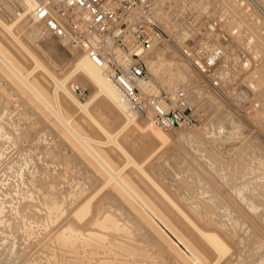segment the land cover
<instances>
[{"label":"rangeland","instance_id":"obj_1","mask_svg":"<svg viewBox=\"0 0 264 264\" xmlns=\"http://www.w3.org/2000/svg\"><path fill=\"white\" fill-rule=\"evenodd\" d=\"M232 1L235 3L230 4L233 3L239 7L236 0ZM162 2L165 9L162 7L164 10L161 18H165L166 25L160 23L162 25L160 27L168 36L170 35V42L161 43L157 49H160L161 45L167 48L165 60L169 63L164 62L163 66L155 63L153 72L150 71L148 65L146 68L151 80L160 91L171 93L177 90L185 91L189 112L194 115L195 123L191 126L176 125L163 130L165 138L162 137L161 140L153 138L147 132H137L131 138L122 134L117 140L185 215L199 228L210 229V232L221 237L229 250L219 264H264V84L262 89L259 85L255 86V79L250 76L254 75L251 72L255 68L253 62L257 64V73L260 76L262 72L264 73V21L261 20V15L256 10L257 17H260L263 23L248 19L250 26L260 35L259 47L256 46L254 47L256 49L250 50L243 49L239 44L242 43V38L239 39L242 36L239 34L238 38L236 34L231 36L233 41L236 40L232 44L233 46L239 44L240 47H232L231 51L229 49L226 51L227 57H234L235 60L230 58L229 62L223 60L213 68H203L199 64H194L193 57L189 55L195 52L197 55L199 52L211 51L212 46L219 43L218 40L213 39V33L207 31V24L222 13L221 4L224 0H162ZM251 9L254 10L252 7ZM248 12L245 10L242 17ZM163 13L167 15V18ZM11 19L13 18L0 6V20L8 24ZM180 22H183V25L186 22L190 24L185 25L186 28L189 25L186 38L178 41L173 26L175 27ZM19 24L15 25L14 32L18 33L21 43L56 78L62 79L67 73L64 72L66 66L55 65L52 56L45 53L46 48L42 43L44 36L47 39L53 37L45 30L41 39L30 37L27 31L23 32L20 28L24 22ZM167 26L172 29L169 30ZM235 31L236 29L232 30L231 34L237 33ZM191 32L194 34L199 32L197 35H200L201 39L197 38L196 34L188 35ZM7 36L8 34L1 29L0 48L22 73L30 71L35 66L33 60ZM190 36L192 38L195 36L196 41L194 38L189 40ZM57 43L55 44L58 45ZM202 46L206 48L203 49ZM64 47L67 49L69 59L75 57L74 54L78 55L68 50L66 46ZM243 55L246 58L244 62L240 61ZM251 60L253 65L250 64ZM247 61L250 63L248 64ZM236 62L243 64L237 65ZM250 65L253 67L250 68ZM155 67L159 70L157 71ZM240 67L243 69V77L246 75V78L240 77L242 79L240 80L235 77L233 82L231 81L232 85L229 86L228 81L225 83L224 80L232 79L231 77L238 73L237 69ZM246 69L249 72L245 73ZM1 70L5 71L3 68ZM1 70L0 264H182L181 259L179 260L173 251L156 237L154 238L137 215L132 214L121 199L113 195L112 184L98 190L105 181L102 170L82 151L79 144L69 136L67 137L65 132L56 126L47 111L37 107L29 95L14 84L11 80L12 76L7 74V71L4 73ZM33 72L29 79L36 81L42 87V91L44 89L46 92L49 101L53 103L50 94L53 88L52 83L44 80L41 68L37 67ZM65 86L81 103L87 101L86 98L91 97L95 90L81 75L70 77L65 82ZM59 94L63 114L71 117L73 127L91 139L104 142L105 136L97 124L87 114L73 109L61 92ZM87 111L108 133L113 134L118 128L119 123L115 120L117 112L103 96L92 100L87 106ZM137 119L141 127L148 123L145 119ZM158 145L160 150L151 158L146 159L151 150ZM94 147L113 168L119 169L120 166L126 164L125 158L119 156L113 146L107 144L106 146L94 145ZM122 173L132 177L133 186L139 191L156 195L154 188L152 189V186L149 187L150 185L144 182L146 180L140 177L142 183L137 179L138 176L133 166L127 165ZM239 189L245 197L249 194L248 199L256 200L254 205H257V209L253 211L249 207V201L241 200L237 196ZM156 196L155 200L159 202L163 212L167 213L164 214L169 216L171 224L179 232L181 231V234L192 239L189 237L193 234L188 224H183L185 221L175 215L169 202ZM88 197H93V199L90 202L89 214L84 217V220H88L91 215L93 217V214L95 216L90 222L94 225H85L88 228L87 231L91 230L87 232L86 227L81 225L83 222L79 224L73 213ZM79 198L82 201L78 200ZM48 208L55 211L50 214ZM80 226L84 229L82 232L79 230ZM183 227L189 231H185L187 229ZM77 228L79 229L76 230ZM109 231L113 236L108 235ZM73 232L88 241L94 236L96 237L94 242L98 238L100 244H97V240L94 251L86 247V254L83 252L84 248H79L83 249L79 250L59 243L61 236ZM112 248L115 251L119 250L117 254ZM202 248L206 262L210 263L213 255L209 256L210 253L203 246ZM79 251L81 253H78ZM127 253L129 256L126 257ZM80 254L82 257L79 256Z\"/></svg>","mask_w":264,"mask_h":264},{"label":"bare ground","instance_id":"obj_2","mask_svg":"<svg viewBox=\"0 0 264 264\" xmlns=\"http://www.w3.org/2000/svg\"><path fill=\"white\" fill-rule=\"evenodd\" d=\"M41 0H0V6H2V8L13 18L11 19V21L6 24L4 22H2L0 20V28L3 29L4 33L6 32L8 34V36L11 38V40L16 43V45H19L24 53H26V55L28 57H30L35 66H33V68L26 72V73H22V71L18 68V66H16L9 58V56H7L2 49L0 48V70L3 68L5 71H7V74H10L12 76V81L14 82V84L16 86H18L19 88L22 89L23 92H25L26 94L29 95L31 101L37 106L42 108L43 110L47 111L50 115L51 118L53 120V122H55L56 126L59 127L61 130H63L66 134V136L70 137L74 142H76L77 144H79V146L81 147L82 151L85 152L90 158L91 160L95 163L96 166H98L101 170H102V176L105 177V181L101 182V184L103 186H100L98 190H102L106 185L108 184H112V193L115 197H118L121 199V201L125 204L126 208H128L132 214L137 215L138 219L140 221L143 222V224L145 225V227L148 229V231L151 232V234H153L154 238L156 237L161 243H163L169 250L173 251L174 255L179 258V260L181 261L182 264H219V262L222 260L223 257L226 256V254L228 253V246H226V244L223 242V240L221 239V237L219 235H217L216 233L210 232L209 230H205V229H201V227L199 228L187 215L184 214L183 211H181L177 205H175L173 203V201L171 199H169L167 197V195H165L162 191L161 188L158 187L153 180L143 171L141 165H139L138 163H136L131 156L127 153V151L123 148V146L118 142L117 138L118 136L125 134L124 136L131 138L133 137L137 132L140 133H149L153 138L157 139V140H161L162 137L165 138V132L163 131L162 128H160L159 126L153 125L150 122L146 123L143 127H141L139 125V123L137 122V118L135 116L134 113H132V111L129 108V104L127 103V101L125 100V98L122 96V94L117 90V88L112 84V82L109 80L107 73H106V69L105 66H100V64H98L97 62H94L90 57H88L86 54H82L79 50L73 49L67 45H65L61 40L56 39L57 41L55 42V40L52 38L47 39L44 36V39H42V44L43 46H45L46 49L45 53L49 54L50 57L52 56V58L54 59V64L57 66H62L65 67L64 72H67L66 75L62 78V79H58L56 78L49 69L45 68L36 58L35 56L29 52L25 46L21 43L19 36L17 35V32H14V27L16 24L22 23L24 22V24L22 26H20V28L23 30V32H28L30 37L33 38H40L43 37V35L45 34V31L47 32L48 35H50L45 27V25L43 23H37L32 21L31 17H30V12L33 8V5ZM238 3H236L237 5H239V7H237L236 5H234L232 0L231 2H233L232 4H230L231 2L229 0H224V3L221 4L222 6V13L218 14L216 19H214L213 21L210 22V24H207V31L211 32V34L213 33V39H215V41L218 40L219 43L215 44L214 46H212L213 48L211 49V54H213L215 56L216 52L219 51V53L216 55L217 57L214 59V63L213 66H216L220 63V61L222 59H224V61L229 62L230 58L234 57H227L226 55V51L229 49L232 50V47H243V49L246 50H250L253 49L254 47H259V42H260V35L258 32H256L251 26H250V22L248 21L249 18L256 20L257 23H263L264 21V0H236ZM169 2V1H168ZM162 0H156L154 2L155 5V18L158 22L159 25H161L160 23H162L163 25H166L165 22V18H161L162 16V11L165 9L164 5L162 6ZM164 4V3H163ZM167 6V5H166ZM164 9H163V8ZM225 7V9H224ZM254 8V10L251 9ZM245 10L249 11L246 16L242 17L244 15ZM251 10V11H250ZM255 10L261 15V18L257 17V13L255 12ZM167 12V11H164ZM254 12V13H253ZM159 14V16H158ZM216 14V13H215ZM164 15V13H163ZM166 15V14H165ZM164 15V16H165ZM252 15H256L255 17H253ZM167 18V15H166ZM169 18V16H168ZM194 19V18H193ZM206 19V18H204ZM263 21H261V20ZM25 20V21H24ZM169 20V19H168ZM200 20V19H198ZM203 20V19H201ZM23 21V22H22ZM170 21V20H169ZM194 21V20H193ZM192 21V23H193ZM191 22V21H190ZM202 22V21H201ZM254 23H256L255 21H253ZM181 23V24H180ZM177 25H175V27L173 26L174 33L175 36L177 37V40H181L183 39L186 35H187V28L185 25L190 24L189 22H186L185 25H183V22H180ZM185 23V22H184ZM191 23V25H192ZM199 23V22H198ZM168 24V23H167ZM171 24V23H170ZM20 25V24H19ZM169 25V24H168ZM198 25V24H196ZM195 25V26H196ZM199 25H201V23H199ZM225 25V26H224ZM203 26V25H201ZM162 27V25H161ZM225 27H228L227 29ZM167 28H169V30L172 29V27L167 26ZM190 28V27H189ZM193 28V27H192ZM197 28V27H196ZM202 28V27H201ZM0 29V30H1ZM164 29V28H163ZM191 29V28H190ZM189 29V30H190ZM225 29V30H224ZM236 29L233 35L231 34L232 30ZM45 30V31H44ZM192 30V29H191ZM196 30V29H195ZM194 30V31H195ZM198 30V29H197ZM201 31V29H200ZM199 31V32H200ZM196 32V31H195ZM197 32V33H199ZM171 33V31H170ZM189 33V32H188ZM197 33H195L197 35ZM233 33V32H232ZM194 32L188 34V35H195ZM201 34V33H200ZM237 34V37L239 38L240 35L242 37H240L239 39L241 40L242 38V43H239L237 45L236 43H234V45L236 44V46H233V42H236L235 38L233 41L231 36H234ZM240 34V35H239ZM6 35V34H5ZM7 36V37H8ZM51 36V35H50ZM170 36V35H169ZM190 36V37H191ZM198 36V35H197ZM175 37V38H176ZM188 37V36H187ZM195 36H193L194 38ZM200 35L197 37L199 38ZM32 38V39H33ZM46 38V39H45ZM186 38V37H185ZM191 37L188 38L189 40L193 39ZM187 39V40H188ZM201 39V37H200ZM198 39V40H200ZM39 40V39H38ZM54 40V41H53ZM186 41V39H184ZM188 40V41H189ZM197 40V41H198ZM194 41H196V38H194ZM193 41V42H194ZM201 41V40H200ZM58 42V43H57ZM240 42V41H239ZM55 43H57L58 45L62 46L59 47L58 45H56ZM182 43V42H181ZM200 43V42H199ZM261 43V42H260ZM184 44V43H183ZM196 44V42H195ZM242 44V45H241ZM261 45V44H260ZM42 46V47H43ZM66 46L68 48V50L74 51V53L78 54L77 56L74 54L75 57H73L72 59H69V55L67 53V49L64 47ZM159 46V45H158ZM158 46L150 52V54L145 56V61H146V65H148V68L150 69V71H154V66L155 63L159 65L164 64V62H167L168 60H165V51L167 52V48L163 47V45H161L160 49H157ZM185 46V45H184ZM193 47V46H192ZM44 48V47H43ZM233 48V49H234ZM264 48V47H263ZM237 49V48H236ZM242 49V48H241ZM242 49V50H243ZM256 49V48H254ZM169 50V49H168ZM230 50V51H231ZM246 50H243L244 52H247ZM239 51V50H238ZM186 52H188L186 50ZM195 52V51H193ZM235 51H233L234 53ZM249 52V51H248ZM189 53V52H188ZM187 53V55H189ZM232 53V54H233ZM236 53V52H235ZM239 53V52H238ZM231 54V55H232ZM243 53L241 52V55ZM256 54V52H255ZM230 55V54H228ZM237 55V54H236ZM240 55V54H238ZM246 55V54H245ZM245 55L241 56L242 62H244L243 60L246 61V58L244 57ZM253 55V53H252ZM190 57L192 56V61L194 64H199L201 65L203 68H209L208 64L206 62H203L198 55H196V52L194 54H190ZM237 57V56H236ZM240 57V56H239ZM250 57V56H249ZM252 58V57H251ZM235 60V59H234ZM169 63V62H167ZM222 63V62H221ZM248 63V61H247ZM250 63V62H249ZM248 63V64H249ZM237 64V62H236ZM238 64H243L241 62H238ZM237 64V65H238ZM246 64V62H245ZM244 64V66H246ZM247 64V66H248ZM252 64V60L251 63ZM255 68L252 69V74L254 73V75H250L251 78L253 77V79H255L254 83L255 86L259 85L260 88L262 89V87L264 86V79H263V72L260 74H258V69H257V64H255L253 62ZM252 64V65H253ZM163 66V65H162ZM242 66V65H240ZM243 66V67H244ZM263 66V64L261 65ZM37 67L42 69V74L44 76V80L46 81H50L52 83V90L50 91V94L53 98V103L49 101V99L47 98L46 92H44V89L42 91V87H40V85L35 81L30 80V75H32L34 72L33 70H36ZM253 67V66H252ZM250 65V68H252ZM264 67V66H263ZM262 67V68H263ZM245 68V67H244ZM248 68V69H250ZM156 69V67H155ZM157 70V69H156ZM159 70V69H158ZM157 70V71H158ZM251 70V69H250ZM254 70V71H253ZM262 70V69H260ZM2 71V70H1ZM5 71H2L5 73ZM152 71V72H153ZM238 73L233 74V76L231 77L232 79H227L224 80V82L226 83V81H228L227 83H229L231 86L234 78H238L240 80H242L241 78L243 77V69L242 67L237 69ZM249 72L247 69L245 70V73ZM261 72V71H260ZM32 73V74H31ZM247 74V75H248ZM74 75H81L83 78H85L93 87H94V93L91 97H87L84 103H81L80 101H78L76 99V97L71 93L70 89H68L65 86V82L67 80H69L70 77L74 76ZM246 76V75H245ZM244 76V77H245ZM241 77V78H240ZM243 77V78H244ZM262 77V78H261ZM246 78V77H245ZM260 78V79H259ZM248 79V78H247ZM252 79V80H253ZM232 81V82H231ZM238 81V80H236ZM245 81V79L243 80ZM247 81V80H246ZM222 82V81H221ZM42 83V82H41ZM238 83V82H236ZM248 83V82H247ZM219 84V83H217ZM221 84V83H220ZM246 84V83H245ZM222 85V84H221ZM226 85V84H225ZM248 85H250L248 83ZM254 85V84H253ZM263 85V86H262ZM220 86V85H219ZM228 86V85H227ZM247 86V85H246ZM254 86V88H255ZM223 87V86H221ZM226 88V86H225ZM259 88V87H258ZM190 90V88L188 89ZM260 90V89H259ZM258 90V92H260ZM47 91V90H46ZM59 92H61L62 96L68 101H66L68 104H70V106L73 109L78 110L81 113H85L88 115V117L94 121L97 126L99 127L100 131L102 134H104L105 136V141H97L94 139H91L89 137H87L85 134H83L82 132L78 131L77 129H75L72 125V121H71V117H66L63 114L62 111V106L60 103V94ZM263 92V91H262ZM48 94V93H47ZM263 95V93H261ZM49 95V94H48ZM253 96L255 95L252 94ZM261 95V97H262ZM99 96H103L108 102L111 103L112 107L114 110H116L117 112V118H115V120L119 123L118 128L116 129V131L111 134L108 133L100 124L97 123V121L94 119V117L88 113L87 111V106L88 104L94 100L95 98L99 97ZM252 96V97H253ZM258 96V95H257ZM251 97V99H252ZM256 97V96H255ZM254 97V99H255ZM260 98V94L258 96ZM258 98V99H259ZM263 98V97H262ZM261 98V99H262ZM257 99V100H258ZM264 100V99H263ZM260 101V100H259ZM252 102V101H251ZM258 102V101H257ZM259 103V102H258ZM249 105V104H248ZM52 122V121H51ZM229 125V124H227ZM131 128V129H130ZM131 130V131H130ZM125 132V133H124ZM129 132V133H128ZM123 137V136H122ZM107 144L113 146V149L116 151V153L119 156H122L125 158L126 164H124V166H120L119 169H115L113 168L107 161L106 159L95 149L94 145L96 146H106ZM160 150V146H156L154 149L151 150L150 154L146 157V159L151 158L152 156H154L158 151ZM23 156V155H21ZM26 156V155H25ZM28 158V157H27ZM28 164V163H27ZM127 165H131L134 167V169L136 170V175L138 176L137 179L141 180H146L144 182H146V184L151 187L152 189L154 188V190L156 191V195H158V197L160 198H164L166 200V202H169L170 208H172L175 211V215H178L179 217H181L183 219V224H188L187 226L189 227L190 231L192 232V236H190L191 232H189V237H191L192 239L186 237V235L181 234L178 229H176L174 227V225L171 224L170 222V218L168 215H165L167 213L163 212L164 210L161 208L159 202L157 200H155V197H157L156 195H151V194H147V192L144 191H139L138 189H136L133 186V180L132 177L128 176V175H124L122 172L124 171V168L127 167ZM22 166V165H21ZM126 166V167H125ZM19 169V167H18ZM140 174V175H139ZM258 176V175H257ZM142 177V179L140 178ZM252 179V178H251ZM256 179V178H255ZM264 179V178H263ZM143 183V182H142ZM252 183V182H251ZM246 184V181H245ZM257 184V183H256ZM238 185V184H237ZM242 185V184H241ZM252 185V184H251ZM263 185V184H262ZM234 186V185H233ZM244 186V185H243ZM242 186V187H243ZM248 186V185H247ZM201 187V186H200ZM246 187V186H245ZM256 187V186H255ZM254 187V188H255ZM150 188V189H151ZM240 188V187H239ZM247 188V187H246ZM250 189V188H249ZM97 190V191H98ZM205 190V189H204ZM235 190V189H234ZM82 191V190H81ZM84 191V190H83ZM97 191L94 193V196L96 195ZM236 191V190H235ZM258 191V190H257ZM81 193V192H80ZM260 193V192H259ZM247 194V193H246ZM254 194V193H253ZM74 195V194H73ZM80 195V194H78ZM206 195V194H205ZM249 195V194H248ZM247 195V197H248ZM255 195V194H254ZM93 196V197H94ZM152 196V197H151ZM192 196V195H191ZM202 196V195H201ZM237 196L239 198H241V200L244 201H249V207L251 209H253V211L255 209H257V205H254L253 201L254 199H248L247 197H245L242 194L241 189H239V193H237ZM261 196V195H260ZM57 197V196H56ZM75 197H78L75 195ZM82 197V196H81ZM93 197H88L85 201H82V199H78L81 200L82 202L80 203V208L77 209L74 213L73 216L76 217V221L80 224V222H83L81 225L83 226H87V224H92L90 223L91 220L93 219V217L95 216V214H93V217L91 215V217L88 220H84V217L89 214V209H90V202L93 199ZM209 199V198H208ZM76 200V199H75ZM84 200V199H83ZM164 200V201H165ZM258 200V199H257ZM253 201V202H252ZM201 202V201H200ZM77 203V201H76ZM212 203V202H211ZM74 204V203H73ZM98 204V203H97ZM218 204V203H217ZM258 204V203H257ZM260 204V203H259ZM48 205V204H47ZM51 205V204H50ZM49 205V206H50ZM64 205V204H63ZM79 205V204H77ZM167 205V204H166ZM192 205V204H191ZM210 205V204H209ZM248 205V204H247ZM252 205V206H251ZM100 207V205H98ZM76 207V206H75ZM189 207V206H188ZM230 207V206H229ZM248 207V208H249ZM101 208V207H100ZM216 208V207H215ZM95 209V208H94ZM99 209V208H97ZM103 209V208H102ZM100 209V210H102ZM195 209V207H194ZM224 209V208H223ZM105 210V209H104ZM208 210V209H207ZM227 210V208H226ZM48 211L50 214L53 213V211H55L53 209L48 208ZM51 211V212H50ZM95 211V210H94ZM107 211V210H106ZM105 211V212H106ZM251 211V210H250ZM96 212V211H95ZM227 212V211H226ZM238 212V211H237ZM259 212V211H258ZM165 213V214H164ZM200 213V212H199ZM219 213V211H218ZM246 213V212H245ZM263 213V212H262ZM55 214V213H54ZM100 214V213H98ZM209 214V213H208ZM225 214V213H224ZM103 215V214H102ZM218 215V214H217ZM257 215V214H256ZM44 216V215H43ZM72 216V217H73ZM113 216V215H112ZM226 216V215H225ZM228 216V215H227ZM226 216V217H227ZM263 216V215H262ZM98 217V216H97ZM102 217V216H101ZM197 217V216H196ZM66 219V218H65ZM117 219V218H116ZM210 219V218H209ZM216 219V218H215ZM243 219V218H242ZM257 219V218H256ZM100 220V219H99ZM227 220V219H225ZM182 221V220H181ZM216 221V220H215ZM64 222V221H63ZM74 222V221H72ZM71 222V223H72ZM76 222V223H77ZM95 222V221H94ZM93 222V223H94ZM111 224V221H109ZM121 222V220H120ZM141 222V223H142ZM227 222V221H226ZM75 223V222H74ZM65 224V223H64ZM63 224V225H64ZM70 224V223H69ZM116 224V223H115ZM227 224V223H226ZM242 224V223H241ZM77 225V224H76ZM89 225V227H90ZM94 225V224H92ZM203 225V224H202ZM213 225V224H212ZM212 225H210L212 227ZM61 226V225H60ZM78 226V225H77ZM85 226V227H86ZM177 226V225H176ZM186 226V227H187ZM82 227V228H85ZM114 227V226H113ZM118 227V225H117ZM128 227V226H127ZM183 227V228H186ZM92 228V227H91ZM106 229L108 227H105ZM112 227H110L111 229ZM120 228V227H119ZM180 228V227H179ZM222 228V227H221ZM254 228V227H253ZM60 229V228H59ZM74 229V228H73ZM79 228H77L76 230H78ZM87 227L86 230L87 231ZM103 229V228H102ZM182 229V227H181ZM180 229V230H181ZM187 229V228H186ZM189 229L185 230V231H189ZM230 229V228H229ZM81 232L84 229H80ZM113 230V229H112ZM111 230V231H112ZM84 231V232H85ZM88 231H91L90 229ZM87 231V232H88ZM102 231V230H101ZM121 231V230H120ZM184 232V230H182ZM85 232V233H87ZM115 232H117L115 230ZM95 233V232H94ZM220 233V232H219ZM49 234V233H48ZM52 234V233H51ZM107 235V233H105ZM110 234V231L108 233V235ZM186 234V232H185ZM239 234V233H238ZM111 235V234H110ZM127 235V234H126ZM188 235V234H187ZM247 235V234H246ZM50 236V235H49ZM65 236V235H64ZM60 237V244H66L67 246H70L72 248H84L83 249H79V250H83V252H85V248L88 247L87 249H91L94 251V249H96L97 244L99 243V239L97 238V240L94 242L95 238L93 236V238H91L90 241L86 240L85 238H82L79 234H74V232L72 234H69L65 237ZM85 236V235H84ZM113 236V235H111ZM110 236V237H111ZM119 236V235H118ZM151 236V235H150ZM223 236V235H222ZM90 237V236H89ZM252 237V235H251ZM100 238V237H99ZM226 239V238H225ZM101 240V238H100ZM105 240V239H104ZM106 241V240H105ZM193 241V242H192ZM195 241V242H194ZM97 242V244L95 245V243ZM101 242V241H100ZM103 242V240H102ZM104 243V242H103ZM194 243H196L194 245ZM100 244V243H99ZM126 244V243H124ZM140 244V243H139ZM146 244V243H145ZM116 245V244H115ZM99 246V245H98ZM202 246L207 250L209 254V256H212L213 260L209 261L210 263L206 262V257L204 256L205 253L203 252V248ZM115 247V246H114ZM113 247V248H114ZM129 247V246H128ZM112 248V249H113ZM110 249V247H109ZM111 249V250H112ZM125 249V248H123ZM252 249V248H251ZM114 250V249H113ZM121 250V249H120ZM101 251V250H99ZM115 251V250H114ZM113 251V252H114ZM119 250L115 251L118 252ZM130 251V250H128ZM72 252V251H70ZM98 252V251H97ZM110 252V251H109ZM108 252V254H109ZM133 252V251H132ZM73 253H75V251H73ZM78 253H81L80 251ZM86 253V252H85ZM90 253V252H89ZM92 253V252H91ZM96 253V251H95ZM114 253V254H115ZM122 253V252H121ZM87 254V253H86ZM94 254V253H93ZM106 254V253H103ZM117 254V253H116ZM119 254V253H118ZM212 254V255H211ZM91 255V254H90ZM98 255V253H97ZM123 255V254H122ZM80 257H82V255H79ZM85 256V255H84ZM102 256V255H101ZM107 256V254H106ZM111 256V255H110ZM115 256V255H114ZM129 256V254L127 253L126 257ZM131 256V255H130ZM155 256V255H154ZM236 256V255H235ZM234 256V257H235ZM48 257V256H47ZM73 257V256H72ZM86 257V256H85ZM75 258V256H74ZM116 258V257H115ZM78 259V257H77ZM100 259V258H99ZM82 260V259H81ZM93 260V259H92ZM129 260V259H128ZM69 261V260H68ZM97 261V259H96ZM90 262V261H89ZM106 263V262H105ZM71 264V263H70ZM79 264V263H78ZM83 264V263H82ZM87 264V263H86Z\"/></svg>","mask_w":264,"mask_h":264},{"label":"built area","instance_id":"obj_3","mask_svg":"<svg viewBox=\"0 0 264 264\" xmlns=\"http://www.w3.org/2000/svg\"><path fill=\"white\" fill-rule=\"evenodd\" d=\"M155 1L41 0L33 5L30 17L43 23L52 37L105 66L109 80L136 117L163 130L191 126L195 118L185 91H160L146 68L145 56L170 42L155 18ZM211 53H197L209 68L215 67L219 51L215 56Z\"/></svg>","mask_w":264,"mask_h":264}]
</instances>
